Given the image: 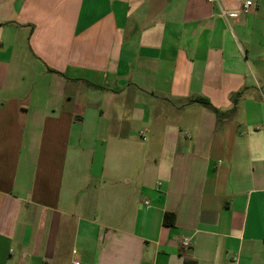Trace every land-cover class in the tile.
I'll return each mask as SVG.
<instances>
[{"label": "crops", "instance_id": "obj_1", "mask_svg": "<svg viewBox=\"0 0 264 264\" xmlns=\"http://www.w3.org/2000/svg\"><path fill=\"white\" fill-rule=\"evenodd\" d=\"M185 258L264 264V0H0V264Z\"/></svg>", "mask_w": 264, "mask_h": 264}, {"label": "built area", "instance_id": "obj_2", "mask_svg": "<svg viewBox=\"0 0 264 264\" xmlns=\"http://www.w3.org/2000/svg\"><path fill=\"white\" fill-rule=\"evenodd\" d=\"M253 6H254V4L251 1H248L245 3V5L240 10H238V11H222V15H223V17H226L229 19L230 18H236V17L241 16V15H248V14H250V11H251ZM141 135H143V133H141ZM144 204L149 205V202L146 201ZM191 245H192L191 239H186L182 242V248L184 250H189L191 248ZM74 264H80V263L75 262Z\"/></svg>", "mask_w": 264, "mask_h": 264}, {"label": "trees", "instance_id": "obj_3", "mask_svg": "<svg viewBox=\"0 0 264 264\" xmlns=\"http://www.w3.org/2000/svg\"><path fill=\"white\" fill-rule=\"evenodd\" d=\"M237 96H240V94H238ZM195 102L200 103V104L204 105L205 107L214 110L218 115L221 114V112L218 111L217 109H215L207 99L200 97V98H197L195 100ZM164 224L168 227H174L175 226V215L171 214V213H166L165 217H164ZM184 264H198V263L194 259L185 258Z\"/></svg>", "mask_w": 264, "mask_h": 264}]
</instances>
